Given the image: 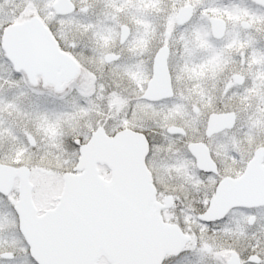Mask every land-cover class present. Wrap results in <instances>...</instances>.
<instances>
[{
	"label": "snow or ice",
	"instance_id": "6c2138e0",
	"mask_svg": "<svg viewBox=\"0 0 264 264\" xmlns=\"http://www.w3.org/2000/svg\"><path fill=\"white\" fill-rule=\"evenodd\" d=\"M0 264H264V0H0Z\"/></svg>",
	"mask_w": 264,
	"mask_h": 264
}]
</instances>
